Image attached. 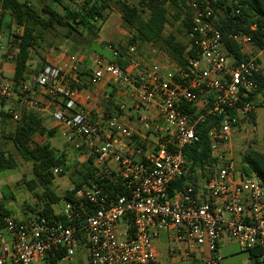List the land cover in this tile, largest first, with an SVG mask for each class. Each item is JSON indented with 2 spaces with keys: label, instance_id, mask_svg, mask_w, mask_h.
Listing matches in <instances>:
<instances>
[{
  "label": "built area",
  "instance_id": "built-area-1",
  "mask_svg": "<svg viewBox=\"0 0 264 264\" xmlns=\"http://www.w3.org/2000/svg\"><path fill=\"white\" fill-rule=\"evenodd\" d=\"M186 6L187 49L194 48L195 57L184 68L166 56L140 61L132 48L122 56L106 43L101 54L47 59L16 87L1 81L0 112L17 121L12 103L18 102L37 114L42 126L51 125L73 151L85 153L93 179L78 191L69 186L73 201L53 214L18 219L0 206V264H36L60 253L61 261L69 260L82 248L87 264H160L154 242L161 233L174 260L218 264L224 239L241 252L264 248V186L256 173L243 170L237 160L243 153L237 158L234 144L254 114L253 102L245 101L260 73L247 51L251 37L228 34L241 53L236 60L221 42L214 9L195 1ZM82 74L97 99L88 88H70ZM108 89L119 98L114 111L101 105ZM207 117L218 119L208 131L207 178L169 192L186 173L182 149L197 141L196 126ZM61 173L53 169L54 176ZM258 259L264 261V253Z\"/></svg>",
  "mask_w": 264,
  "mask_h": 264
},
{
  "label": "trees",
  "instance_id": "trees-1",
  "mask_svg": "<svg viewBox=\"0 0 264 264\" xmlns=\"http://www.w3.org/2000/svg\"><path fill=\"white\" fill-rule=\"evenodd\" d=\"M49 1L51 4L42 5L40 11L44 16H41L29 0H0L1 16L7 14L14 28L17 29L16 35L13 36L16 53L14 55L12 81L15 83V87L23 79L27 62L30 58V51L38 41L43 39V32L53 29L55 26L64 27L67 29V34L64 36L66 39L73 35V32L80 33V31L85 30L90 33L93 29V21L97 18L102 19L101 12L107 7L106 5H97L94 1L86 0L77 5L76 9H72L66 2L75 5L76 0ZM191 1L208 3L214 9L215 15L220 22L221 42L236 60L241 58V53L239 48L227 38L230 32L249 35L251 37L250 47L257 53L259 52L262 55V59H264V0H139V7L129 6L118 0L114 3L122 23L129 32H133L129 40V46L136 42L138 45L151 44L162 51L170 62L180 68H184L187 58L192 59L195 57V49H187V43L183 44L172 35L164 36L167 14L165 5L169 4L182 8L185 7L186 2ZM55 6H59L63 13L60 14ZM189 23V12H185L182 19L185 34L189 32ZM252 25L256 26L254 32L249 30ZM104 45L99 46V54L102 53ZM120 53L122 54L123 52L120 51ZM116 63L120 66L123 65L121 60H117ZM256 82L258 85L256 92L245 99V101H252L256 106L260 107L258 103H255V98L258 95H264V69L260 70L259 75L256 77ZM81 87L88 88L93 99L98 98L97 90L85 78V74L81 75L80 84L70 83V88L72 89H80ZM107 93L111 97L114 90L108 89ZM238 107L240 108L241 105ZM181 110L189 112L185 107H182ZM234 113L230 112V114ZM251 117L253 118V115ZM252 118L250 120L251 123H253ZM7 121H12L11 116L0 112V124L5 125ZM217 123V118L207 117L203 122L197 124V141L193 145L182 149V155L187 164L186 173L181 180L170 187L169 192H172L173 189L181 188L185 181L197 182L200 179L207 178L206 168L212 162L208 131L212 126H216ZM54 134V130H46L39 122L37 116L29 111L20 112L19 119L14 121L13 129L6 135L0 134L3 139L12 143L18 156L23 161L31 163L32 179L26 182L25 185L27 190L34 195L38 203L43 207L37 204L36 207L40 209L37 211L32 210L31 215L53 214L55 213L52 210L53 205H57L60 201H73V192L66 190L65 194L59 197L52 190V182L55 178L53 169L65 165V155L57 152L48 141L31 146L34 136L45 137L49 140L53 138ZM262 146H264V137H262ZM241 162L244 165L243 170L246 173H256L262 186H264V154L247 149L241 157ZM15 168L16 163L14 160L0 153V171L15 170ZM198 169L201 170V173L196 175L195 172ZM92 179L93 169L91 161L88 159L82 169L70 177V182L74 190L78 191L81 186ZM105 187L106 189L110 188L109 186ZM38 191L40 193H37ZM1 210L5 215L9 214L2 207ZM248 253L252 259L259 262L258 255L264 253V248H254L249 250ZM61 259L62 254L60 253L55 258L44 259L42 263L56 264ZM260 262L264 264V261Z\"/></svg>",
  "mask_w": 264,
  "mask_h": 264
},
{
  "label": "rangeland",
  "instance_id": "rangeland-1",
  "mask_svg": "<svg viewBox=\"0 0 264 264\" xmlns=\"http://www.w3.org/2000/svg\"><path fill=\"white\" fill-rule=\"evenodd\" d=\"M35 9L41 16V7L43 4H51L49 0H29ZM86 0H76L75 5L66 2L72 9H76L77 5L83 3ZM95 2V4L106 5L107 7L101 12L102 19H95L93 21L92 32H87L85 30L78 32H73L69 38L64 36L67 34V29L64 27L55 26L53 29L43 32V39L38 41L37 44L30 51V63L28 64L29 71L28 74H34L39 70L41 66H45L46 60H56L57 62L63 60L70 54H80V55H91L96 54L100 50L99 46L106 43L114 46L119 52H123L122 56H125L130 48H132V53L134 57L140 61H147L150 59L159 58L163 59L162 51L158 48L152 46L151 44L134 43L129 46V40L133 32H129L126 26L122 23L119 13L117 11L115 1L117 0H90ZM126 3L129 6L139 7V0H118ZM187 4V2H186ZM179 7L166 4V23L164 29V36L172 35L177 40L183 44L187 43L188 38L185 34V29L182 26V19L184 18L185 12L187 11V6ZM56 10L62 14L63 10L59 6H55ZM1 16V11H0ZM145 18V16H144ZM17 29L11 23L10 17L7 14L1 16L0 23V33L2 36L3 49L0 50V83L3 79L11 75L12 66L10 65V60H14V55L16 53V46L13 44ZM97 50V51H95ZM247 51L256 57L260 70L264 69V59L262 55L251 47L247 48ZM100 52V51H99ZM168 59V58H167ZM169 60V59H168ZM9 63V64H8ZM119 98L115 93L107 99L102 100V107L108 111L116 110ZM255 103H258L260 107L256 106L254 103V114L253 123L250 121L246 125L245 130L236 137L234 144L236 148V157L239 158V154H242L247 149L255 150L259 153L264 154V146H262V137H264V95H258L255 98ZM11 103H6L5 106H9ZM12 106L16 109V112H26L18 102H13ZM14 121H7L5 125L0 124V134L6 135L13 129ZM46 130H52L51 125L46 127ZM55 131V130H54ZM31 146L38 143H45L48 141L53 148L59 153L65 155V165L60 167L62 169V174L60 176H55L52 182L53 192L62 197L65 191L71 186L70 177L74 175L78 170H81L83 165L87 163L86 160L80 158L81 156L73 151L64 142V137L57 134L55 131L54 137L47 140L45 137L35 136ZM38 142V143H37ZM0 153L5 156L11 157L16 163L15 170H1L0 171V191L7 193L10 191L14 203L20 206L17 209L19 212H23L25 206H31V210H39L36 207L41 204L34 198L32 193H29L26 187V182L32 179L31 174V163L23 161L17 154L14 146L9 140L3 139L0 136ZM242 156H240L241 158ZM238 162L240 159H237ZM8 189V190H7ZM39 192V191H38ZM12 201V200H8ZM63 201L57 203V205L52 206L54 212H58ZM24 207V208H23ZM22 208V210H21ZM43 208V207H42ZM26 215H31L32 211L25 210ZM14 215V214H13ZM15 217V215H14ZM158 248L160 255V264H205L198 258H191L189 260H174L170 259L166 254V236L161 233L158 239L154 242ZM219 255L221 260L218 264H255V260L249 256L248 252H241L237 243L224 239L221 242L219 248ZM36 264H43L42 262ZM56 264H87L86 251L84 248L75 252V254L69 260H62ZM262 264V263H261Z\"/></svg>",
  "mask_w": 264,
  "mask_h": 264
},
{
  "label": "crops",
  "instance_id": "crops-1",
  "mask_svg": "<svg viewBox=\"0 0 264 264\" xmlns=\"http://www.w3.org/2000/svg\"><path fill=\"white\" fill-rule=\"evenodd\" d=\"M10 65L12 66V71H11V75L10 76H8V77H6V79H3V80H12V74H13V67H14V60L12 59V60H10ZM8 63V64H9ZM30 63V58H29V60H28V62H27V68H26V72H27V74H28V71H29V67H28V64ZM42 67V66H41ZM40 67V68H41ZM39 68V69H40ZM98 94V93H97ZM99 96V95H98ZM39 99H42L41 97L39 98ZM35 114V113H34ZM36 116H37V114H35ZM37 118H38V120H39V117L37 116ZM39 122L41 123V121L39 120ZM45 129H47L45 126H43ZM35 137V136H34ZM33 137V139H35ZM54 137V136H53ZM36 140V139H35ZM38 143V142H37ZM39 144H41V143H39ZM77 154H79L81 157L80 158H82L83 160H88L87 159V157H86V155H85V153L84 152H76ZM8 190V189H7ZM29 193H31V192H29ZM37 193H40V192H37ZM34 196V195H33ZM35 198V197H34ZM36 199V198H35ZM8 200H12V201H8ZM13 201H15L14 199H13V197H12V195H11V193H10V191L8 190V192L7 193H5V192H2V191H0V206L2 207V208H4L10 215H12V216H14L15 215V218H18V219H25V218H27V217H29L30 215H26V212H25V210H28V211H32L31 209V206H25V208H24V211L23 212H19L17 209H19L20 208V206H18L16 203H14ZM21 210H22V208H21ZM14 214V215H13ZM220 245H221V243H220ZM220 245H219V248H220ZM219 248H218V251H219ZM256 262V261H255ZM262 262H256L255 264H261Z\"/></svg>",
  "mask_w": 264,
  "mask_h": 264
}]
</instances>
